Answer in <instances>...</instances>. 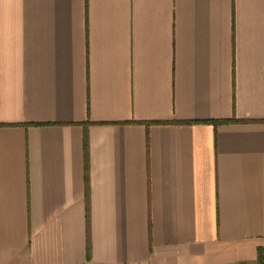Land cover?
Wrapping results in <instances>:
<instances>
[{
  "label": "crops",
  "instance_id": "0c3cea01",
  "mask_svg": "<svg viewBox=\"0 0 264 264\" xmlns=\"http://www.w3.org/2000/svg\"><path fill=\"white\" fill-rule=\"evenodd\" d=\"M0 264H264V0H0Z\"/></svg>",
  "mask_w": 264,
  "mask_h": 264
},
{
  "label": "trees",
  "instance_id": "16d2710c",
  "mask_svg": "<svg viewBox=\"0 0 264 264\" xmlns=\"http://www.w3.org/2000/svg\"><path fill=\"white\" fill-rule=\"evenodd\" d=\"M211 122L214 124H219V123H229L231 121H211ZM188 123H191V122H188ZM192 123H194V122H192ZM150 124H157V123H150ZM84 147H85V152H86L87 148H88L86 135H85V139H84ZM259 253H260V255H262L261 252H259Z\"/></svg>",
  "mask_w": 264,
  "mask_h": 264
}]
</instances>
